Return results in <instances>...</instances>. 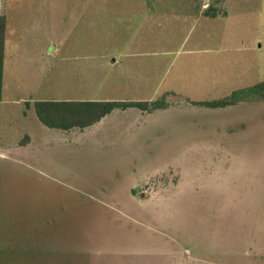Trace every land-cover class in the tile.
Here are the masks:
<instances>
[{
  "label": "rangeland",
  "instance_id": "obj_1",
  "mask_svg": "<svg viewBox=\"0 0 264 264\" xmlns=\"http://www.w3.org/2000/svg\"><path fill=\"white\" fill-rule=\"evenodd\" d=\"M198 4L0 0V264H264V91L202 105L264 81V0ZM43 99L166 105L66 132Z\"/></svg>",
  "mask_w": 264,
  "mask_h": 264
},
{
  "label": "trees",
  "instance_id": "obj_2",
  "mask_svg": "<svg viewBox=\"0 0 264 264\" xmlns=\"http://www.w3.org/2000/svg\"><path fill=\"white\" fill-rule=\"evenodd\" d=\"M199 0L197 5V12H201L203 8L202 2ZM209 5L203 15L210 18H216L220 15H227L226 10H222L214 5ZM7 16L0 14V101L3 97L4 88V63L6 53L7 40ZM264 91V81L250 88L237 90L231 96L222 100L203 103L202 105H211L214 107H225L229 104H235L240 99H245L249 94ZM171 95V94H167ZM166 103V102H165ZM162 101H155L153 103L142 102H119V101H37L34 103L36 115L41 123L50 129H58L62 131H72L74 129H87L99 123L106 116L110 115L117 109H127L129 107L138 108L146 111L149 108H157L164 106ZM30 105L29 102L26 103ZM150 110V109H149Z\"/></svg>",
  "mask_w": 264,
  "mask_h": 264
},
{
  "label": "crops",
  "instance_id": "obj_3",
  "mask_svg": "<svg viewBox=\"0 0 264 264\" xmlns=\"http://www.w3.org/2000/svg\"><path fill=\"white\" fill-rule=\"evenodd\" d=\"M6 15V14H5ZM7 16V15H6ZM8 22V21H7ZM8 30V29H7ZM14 39H17V40H15V44H22V43H25L26 41H27V39L24 41V37H23V34H21V36L19 35H17V36H15L14 37ZM6 42H7V40H6ZM5 60H6V53H5ZM12 68V67H11ZM11 68H9L10 70H11ZM5 71H6V61H5V63H4V75H5ZM80 73L78 72V74H77V78H75L76 79V83H74V84H72L70 87H69V89H72V86L74 85V87H75V89L77 90H79V91H81V88H82V84H81V80H80ZM82 78V77H81ZM5 80V79H4ZM84 82H85V80H84ZM3 92H4V88H3ZM75 96H77L76 95V93L74 94ZM71 96H73V95H71ZM2 99H3V97H2ZM2 101V100H1ZM0 101V102H1ZM38 101H57V100H48V99H43V100H38ZM58 101H83V100H81V99H74V100H58ZM85 101V100H84ZM29 102V104L30 105H27L31 110H33V109H35L34 108V103L35 102H37V101H26V103H28ZM119 102H122V101H119ZM28 107H27V109H28ZM36 112V111H35ZM38 118V117H37ZM47 129H48V127H47ZM49 130H51V131H57V130H54V129H50L49 128ZM85 130V129H84ZM62 131V130H61ZM20 137H21V135H20ZM30 136L28 135V134H25V132H24V137H23V140H25L26 141V143H29V140H30V138H29ZM0 157L3 159L4 157H7V153L5 152V151H2L1 149H0Z\"/></svg>",
  "mask_w": 264,
  "mask_h": 264
}]
</instances>
